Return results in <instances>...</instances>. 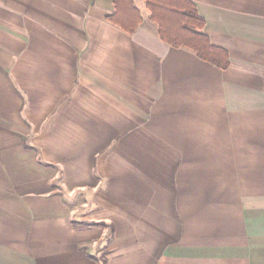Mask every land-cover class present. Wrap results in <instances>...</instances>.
Instances as JSON below:
<instances>
[{
	"label": "crops",
	"instance_id": "1",
	"mask_svg": "<svg viewBox=\"0 0 264 264\" xmlns=\"http://www.w3.org/2000/svg\"><path fill=\"white\" fill-rule=\"evenodd\" d=\"M192 1L228 68L145 0H0V264H264V0Z\"/></svg>",
	"mask_w": 264,
	"mask_h": 264
},
{
	"label": "trees",
	"instance_id": "2",
	"mask_svg": "<svg viewBox=\"0 0 264 264\" xmlns=\"http://www.w3.org/2000/svg\"><path fill=\"white\" fill-rule=\"evenodd\" d=\"M114 1L116 11L107 19L126 32L134 33L143 21L141 11L135 5L136 2ZM145 2L151 15L150 20L158 25L159 35L163 41L173 47L193 50L201 59L219 68H228L230 64L228 52L211 43L209 36L204 32L205 19L192 0H145ZM26 147L36 150L34 146L26 144ZM38 160L48 167L52 166L43 162L41 156ZM87 226L95 227L101 224L94 223Z\"/></svg>",
	"mask_w": 264,
	"mask_h": 264
},
{
	"label": "rangeland",
	"instance_id": "3",
	"mask_svg": "<svg viewBox=\"0 0 264 264\" xmlns=\"http://www.w3.org/2000/svg\"><path fill=\"white\" fill-rule=\"evenodd\" d=\"M138 1H142V0H138Z\"/></svg>",
	"mask_w": 264,
	"mask_h": 264
}]
</instances>
